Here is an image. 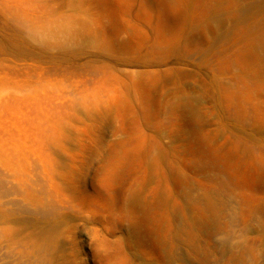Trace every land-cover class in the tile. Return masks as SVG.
<instances>
[{
	"label": "rangeland",
	"instance_id": "1",
	"mask_svg": "<svg viewBox=\"0 0 264 264\" xmlns=\"http://www.w3.org/2000/svg\"><path fill=\"white\" fill-rule=\"evenodd\" d=\"M38 260L264 264V0H0V264Z\"/></svg>",
	"mask_w": 264,
	"mask_h": 264
},
{
	"label": "bare ground",
	"instance_id": "2",
	"mask_svg": "<svg viewBox=\"0 0 264 264\" xmlns=\"http://www.w3.org/2000/svg\"><path fill=\"white\" fill-rule=\"evenodd\" d=\"M37 211H38L39 215H41L42 217H46L48 215V213H45V208L43 206L38 207ZM46 212H48V211H46ZM43 232H44V234H46L48 231H47V229H43ZM48 261L49 260L47 259L45 263H48ZM43 262H44L43 260H38V264H43Z\"/></svg>",
	"mask_w": 264,
	"mask_h": 264
}]
</instances>
